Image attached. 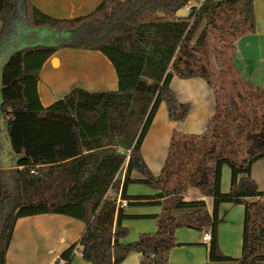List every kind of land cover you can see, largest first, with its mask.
<instances>
[{"label": "trees", "instance_id": "1", "mask_svg": "<svg viewBox=\"0 0 264 264\" xmlns=\"http://www.w3.org/2000/svg\"><path fill=\"white\" fill-rule=\"evenodd\" d=\"M192 1L104 0L86 16L60 19L45 14L31 0H0V38L18 15L33 32L45 28L67 35L14 51L2 70L1 107L3 115L9 116L6 125L17 164L0 168V264H6L19 218L40 213L65 214L86 223L81 239L62 254L65 264L72 261L78 244L91 264H119L134 251L142 253L141 264H167L176 246L175 229L183 221L171 208L159 221L158 231L146 232L128 244L120 242L129 231L115 224L112 193L120 187L119 175L127 162L128 172L136 169L145 181L172 196L183 194L189 186L214 196L224 163L232 167L233 174H246L230 190L231 197L243 198L248 210L244 250L237 263L264 264V193L249 174L253 162L264 158V114L260 119L255 110L251 115L240 112L235 98V106L222 109L217 97L212 119L214 124L219 122L216 130L209 128L198 135L175 131L159 176L151 173L142 158L143 139L161 102L168 103L172 120L185 119L190 110L170 85L174 76L198 74L214 87L199 56L205 30L193 43L198 26L205 20L216 26L226 15L233 17L235 35L256 30L254 0H204L191 7L188 16H178L177 10ZM69 47L106 55L116 68L119 88L91 91L75 87L49 107L43 106L37 88L40 69L57 50ZM184 65L200 67L191 71ZM250 86L257 96L264 93V86ZM244 139L255 141L245 156L240 154ZM198 157L202 161L195 167ZM173 170L189 176L183 182L179 175L180 184L171 187ZM185 220H194L202 228L212 217L199 209Z\"/></svg>", "mask_w": 264, "mask_h": 264}, {"label": "crops", "instance_id": "2", "mask_svg": "<svg viewBox=\"0 0 264 264\" xmlns=\"http://www.w3.org/2000/svg\"><path fill=\"white\" fill-rule=\"evenodd\" d=\"M31 1L47 15L68 19L86 16L104 0ZM190 5L191 7L197 6L194 4V0ZM254 10L256 30L238 35L234 39L232 64L241 81L252 84L254 87H263L264 0H254ZM2 26L1 21L0 31ZM66 36V33L45 28L33 32L29 26L19 31L16 30L14 24L5 34L3 41L0 42V55L4 54L0 56V159L7 164L15 163L17 155L12 153L10 148L8 126L6 125V118L9 116L3 115L1 107L3 103L1 89L3 67L14 51L25 48L32 42L52 43L57 38ZM48 37L51 39L46 40ZM7 43H10L9 46L13 45V48H7ZM77 51L83 54L88 53L86 59L83 54H78ZM78 55H80V61L77 59L74 61L72 58H77ZM40 70L37 88L41 104L45 107H49L55 101L66 96L75 87H87L91 91L117 90L119 88L116 68L101 51H85L71 47L61 48L44 63ZM91 75L94 79H91ZM88 83L96 84L95 86L100 87V90H92V87L84 85ZM170 85L177 99L188 103L190 110L185 119L176 121L170 118L168 103L163 100L158 107L152 124L143 139L141 149L142 158L155 176L162 173V169L167 163L173 133L175 131L186 135L204 133L214 124L212 119L215 116L218 103L215 87L211 86L201 75L185 77L178 74L172 78ZM225 165L228 164L224 163L221 166L223 168L220 173L219 188L214 196H207L193 186H189L181 195L172 196L156 188L153 183L145 181L146 177L136 169H130L128 172L127 162L119 175L121 178L120 187L116 193H112L116 200L115 224L119 223L129 231L128 235L120 239V242L128 244L138 240L146 232L158 231L159 221L166 215L167 209L171 208L177 217L183 218V221L175 229L176 246L171 250L167 264H227L230 261L237 264V259L242 255L234 259L226 253L214 254L212 252L215 243H218L217 238L220 239L218 229L215 228L220 215L229 212L236 206L237 222L231 228L237 231L242 246L245 238V219L248 210L243 198L231 197L230 190L232 184L246 174L242 172L233 174V169L229 166L231 172L227 169L226 185L223 186ZM0 168H4L1 163ZM249 174L255 179L258 191L264 193V158L253 162ZM244 198L248 201L252 200L250 197ZM178 200H182L181 203L187 205L178 204ZM199 209L207 211L212 217L211 223L202 228H199V223H194V220H185L188 216L192 218L193 213ZM240 216H242V220ZM85 227L86 223L83 220L59 213H40L21 217L16 224L13 239L7 250L6 264H55L73 243L81 239ZM206 233L211 234V240H205ZM82 249V245L78 244L69 264H91L84 259ZM243 250L244 246L242 254ZM142 261V253L134 251L119 264H141Z\"/></svg>", "mask_w": 264, "mask_h": 264}, {"label": "rangeland", "instance_id": "3", "mask_svg": "<svg viewBox=\"0 0 264 264\" xmlns=\"http://www.w3.org/2000/svg\"><path fill=\"white\" fill-rule=\"evenodd\" d=\"M203 1L204 0H194V4L198 6ZM232 19L233 17L230 18L229 16L223 15V18L219 19L217 21V25L213 27L209 26L206 20L203 21L200 24V26H198V29H197L198 31H197V34L195 36L193 43L195 42L198 34H200L202 30H205V33H206L205 44L202 47L203 50L200 52L199 56L201 57L202 61L205 62L202 68L206 69L210 73L211 84H213L215 87L216 94L218 97V102H220L221 108L225 109L227 107L235 106L233 105L234 104L233 99L235 98L236 100L239 101L238 110L240 112H245L251 115V111L255 110L257 117L261 119L264 114V93L262 94V96L260 95L257 96L259 94L258 92H256L257 90H254L253 87L250 86L249 83H246L239 79V74L235 66L232 64L233 63V42H234V39L238 36V35H235L234 29H232L231 27ZM14 24H15L16 30H19V31H22L23 29L28 27L25 19L23 18V16H20V15L16 17V19L14 20ZM4 37L5 36L3 35L0 38V42L3 41ZM47 39H51V37L46 38V40ZM9 45L10 43L6 44L7 48L12 49L13 45L11 46ZM77 52L78 54H83L79 51ZM3 55L4 54H1L0 56H3ZM87 55L88 53L83 54L84 59H86ZM72 59L74 61L76 59L79 60L80 55H78L77 58L75 57ZM184 66H188V65H184ZM188 68L191 69V71L197 70V68H194V67L191 68V66H188ZM73 69H76V68H73ZM78 73L80 72L78 71ZM91 79H94L92 75H91ZM84 85L86 86L88 85L89 88L92 87V90H98L100 88V87H96L95 86L96 84L91 85V83L84 84ZM252 94L253 96H251ZM228 109L230 110L231 108H228ZM218 124L219 122H215V124L211 126L210 131L216 130V128H218ZM208 136L210 137L211 133ZM199 143L201 144V141H199ZM242 144H243V150H241L240 154L245 156L246 155L245 151L249 147H252L255 144V141L254 139H252V141L244 139L242 141ZM201 161H202V157H198V159H196L195 167H198L199 166L198 164H200ZM222 168L223 167L220 168L221 169L220 173L222 171ZM227 169L231 172V168L229 167V165H225L224 173H223L224 174L223 175V186L226 185ZM174 173L175 175L169 180V185L171 187L177 185V183L180 184L179 175H183V178H181L183 179L182 180L183 182L185 178L189 176L188 174H185L184 171H180L179 173L176 170L174 171ZM184 175L186 176L184 177ZM227 183H228V180H227ZM229 183L231 184V181ZM236 207H234L235 210L230 209L229 212L220 215L218 224L215 227L218 229V234H219L220 239L217 238L218 243L217 242L215 243L214 251L212 250L214 254L226 253V255L234 259L237 258V256L242 255V247H243L242 243L240 244V241H239L240 237L237 235V231L231 228L237 222L236 218H237L238 213H237ZM240 219L242 220V216H240ZM226 228H230V229L226 230ZM227 264H235V263H232L230 261V262H227Z\"/></svg>", "mask_w": 264, "mask_h": 264}, {"label": "water", "instance_id": "4", "mask_svg": "<svg viewBox=\"0 0 264 264\" xmlns=\"http://www.w3.org/2000/svg\"><path fill=\"white\" fill-rule=\"evenodd\" d=\"M190 13H191L190 11H188V10H186V9H184V8H181V9L177 10V15H178V16H182V17L188 16ZM10 148H11V150H12V153H14L13 148H12V144H11V143H10ZM0 163L2 164V166H3L4 168H12L13 166H15V165L17 164L16 162H15V163H13V162H9V163L7 164V162H5V161H1V159H0Z\"/></svg>", "mask_w": 264, "mask_h": 264}, {"label": "built area", "instance_id": "5", "mask_svg": "<svg viewBox=\"0 0 264 264\" xmlns=\"http://www.w3.org/2000/svg\"><path fill=\"white\" fill-rule=\"evenodd\" d=\"M184 9L190 11L191 10V5L189 4V5L185 6ZM205 240H211V234L210 233H206L205 234ZM66 262L67 261L65 259L61 258L59 260V263L58 264H65Z\"/></svg>", "mask_w": 264, "mask_h": 264}]
</instances>
